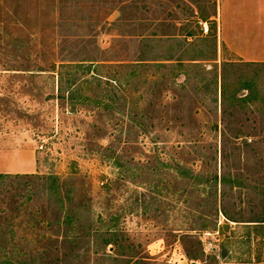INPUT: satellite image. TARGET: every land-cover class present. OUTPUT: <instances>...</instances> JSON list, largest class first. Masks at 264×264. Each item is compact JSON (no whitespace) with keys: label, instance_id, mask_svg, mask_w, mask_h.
<instances>
[{"label":"rangeland","instance_id":"rangeland-1","mask_svg":"<svg viewBox=\"0 0 264 264\" xmlns=\"http://www.w3.org/2000/svg\"><path fill=\"white\" fill-rule=\"evenodd\" d=\"M264 0H0V264H264Z\"/></svg>","mask_w":264,"mask_h":264},{"label":"crops","instance_id":"crops-1","mask_svg":"<svg viewBox=\"0 0 264 264\" xmlns=\"http://www.w3.org/2000/svg\"><path fill=\"white\" fill-rule=\"evenodd\" d=\"M249 59H256V60H264V57L256 55V53L251 54L250 56H247Z\"/></svg>","mask_w":264,"mask_h":264},{"label":"trees","instance_id":"trees-1","mask_svg":"<svg viewBox=\"0 0 264 264\" xmlns=\"http://www.w3.org/2000/svg\"><path fill=\"white\" fill-rule=\"evenodd\" d=\"M10 177V175L8 174H0V180L4 179V178H8Z\"/></svg>","mask_w":264,"mask_h":264}]
</instances>
